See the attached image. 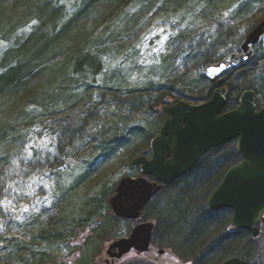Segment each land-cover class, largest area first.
I'll return each mask as SVG.
<instances>
[{
    "label": "rangeland",
    "instance_id": "1",
    "mask_svg": "<svg viewBox=\"0 0 264 264\" xmlns=\"http://www.w3.org/2000/svg\"><path fill=\"white\" fill-rule=\"evenodd\" d=\"M81 1L55 0L63 6V15L67 17L79 7ZM245 1L250 2L251 9L239 10L238 7ZM193 3L195 8L191 12H186L185 8L171 10L170 13L159 12L158 7L152 8L153 5L151 11L147 14L141 12L138 15L140 17H133V23L127 26L122 24V20L128 22L130 19L126 12L136 14L141 2H132L119 13L112 12L101 17L96 30L98 38H93L103 63L101 72L71 75L74 85L81 87L73 89L71 86L65 90L63 97L67 100L66 106L63 105L59 110L54 107L49 120H44L46 117L37 109L33 113L36 116L35 123L27 132L25 141L5 164L0 165L1 258H5L6 254L9 261L16 256L13 251H17L25 254L22 257L26 261L31 256L26 254V250H31L44 253L49 264H94L93 260L104 240L115 236L118 230L126 229L127 222L113 228L108 224V218L101 224L94 222V218L107 211L105 207L102 213L93 216L83 226H73L69 235L59 243L45 241L42 237L44 233L52 234L51 228L60 227V220L68 223L80 219L91 206L92 198L113 186L119 178L138 173V169L128 165L136 155L128 154L126 149H114L102 155L95 146L98 130L95 120H98L100 114L101 117L116 114L136 122L139 115L137 112H143L147 107V92L143 91L144 96L141 98L145 103L135 109L132 97L136 95L128 90L142 89L146 84L155 86L167 78L176 80L177 85L184 84L185 80L178 81L177 77H188L192 71L187 68L193 65V62L184 64L185 55L173 60L177 68L175 70H165L161 64L171 40L179 32L187 31V36L194 35V45L198 42L205 45L216 42L220 60L238 53L245 34L264 18V0H222L215 8H207L204 0H194ZM37 24L33 19L11 36L0 37V70L4 52L16 40L28 35ZM251 55L257 59L263 57L260 62H264V35L252 45ZM126 95L129 96L127 101L120 99ZM81 103H87L82 110L97 103V118L90 120L93 117L88 118L84 113L80 118L82 121L79 119L75 123L71 110H79ZM221 155L220 151L209 152L199 163L202 166H198L196 172L165 186L149 203L146 213L151 210L159 218L157 209L165 196L191 184L204 165L211 168L217 166L216 160ZM224 170L215 176V181ZM193 222L196 223L195 220ZM21 246L25 248L20 249ZM8 261L0 264H7ZM122 264L143 262L129 260Z\"/></svg>",
    "mask_w": 264,
    "mask_h": 264
},
{
    "label": "trees",
    "instance_id": "2",
    "mask_svg": "<svg viewBox=\"0 0 264 264\" xmlns=\"http://www.w3.org/2000/svg\"><path fill=\"white\" fill-rule=\"evenodd\" d=\"M221 1L204 0V3L207 8H215ZM132 2L142 4L139 10H136V14L126 12L130 15L127 16L130 19L128 22L122 20L125 26L133 23L131 21L133 17L141 12L147 14L153 5L152 8L158 7L159 12L169 13L171 10L179 11V8H185L186 12H191L195 8L194 0H82L79 7L67 17L63 15V6L57 4L55 0H0L1 38L11 36L33 19L38 22L28 35L16 40L1 57L3 66L0 70V165L5 164L25 141L27 132L35 123L36 116L33 113L37 109L46 117L44 120H49L54 107L55 110H59L63 108V105L66 106L67 100L63 97L65 90L71 86L73 89L81 87V85H74L73 75L101 72L103 63L97 43L93 40L96 37L100 19L108 13H119ZM238 9L250 10L251 4L245 1ZM187 33V31H181L171 40L161 64L165 70H175L177 68L173 60L185 55L184 64L193 62V65L187 68L191 69L192 74L188 77L176 76L178 81L184 79V84L177 85L176 80L167 78L164 82L157 83L158 87L146 84L142 89L128 90L127 92L136 95L135 98L132 97L136 104L135 109H139L145 103L141 98L144 96L143 91L147 92V107L143 112H137L139 115L136 122L127 117L123 119L116 114L106 117L98 114L100 117L95 120L98 123L95 146L100 149L102 155L114 149H126L128 154L136 156L148 155L150 139L158 133L164 117L161 106L176 99L199 103L212 96L218 85L215 81H210L202 69L219 60L218 44L215 42L205 45L198 42L194 45L195 36H187ZM261 59L263 57L257 59L253 56L246 61H240L237 66L225 73L223 82L227 88L225 109L233 108L245 89L254 90L257 108L264 106V62H260ZM236 70L238 71L234 74ZM154 87L156 88L153 89ZM57 90L60 91L57 92ZM120 99L127 101L129 96H121ZM95 104L82 110L87 103H81L79 110L72 109L71 112L74 114L72 118L75 117V123L84 113L88 118L93 117L90 120L97 118L98 109ZM213 151L222 153L221 158L216 160L218 165L212 168L204 165L199 173L195 174L191 184L173 190L172 194L165 196L157 209L159 217L157 235L169 242L180 244L187 252L197 258H203L206 262L225 251L241 248L239 243L234 242L235 240L215 236L219 220L215 219V216H212L203 206L205 194L208 195L218 181L214 180L218 172L239 159L235 141L209 152ZM204 157L187 175L197 171L198 166H202L199 163ZM128 165L130 166V163ZM116 184L93 197L91 206L84 211L80 219L68 223L60 220V227L51 228L52 234L44 233V236L40 234L43 240L59 243L69 235L73 226L79 224L83 226L93 216L102 213L103 209L107 208L108 198L114 193ZM24 248L20 247V249ZM13 252L16 256L11 257L9 261L6 254L5 258L0 256V263L6 260L7 264H37L47 262L48 259L47 256H43L44 253L26 250V254L31 256L29 260L24 261L22 256L25 254Z\"/></svg>",
    "mask_w": 264,
    "mask_h": 264
},
{
    "label": "water",
    "instance_id": "3",
    "mask_svg": "<svg viewBox=\"0 0 264 264\" xmlns=\"http://www.w3.org/2000/svg\"><path fill=\"white\" fill-rule=\"evenodd\" d=\"M262 35L264 18L245 34L238 53L206 65L204 75L218 85L223 84L224 74L239 60L252 58V45ZM226 90L224 85L217 87L208 100L200 103L177 99L161 107L165 116L158 133L150 139L149 156L140 154L130 161V167L138 168L139 174L119 178L115 192L108 198L111 213L134 219L129 236L110 240L107 252L111 260L108 264H115L113 258H120L131 248L138 252L148 248L154 221L141 222V210L162 186L174 183L191 171L206 152L231 140H236L240 160L224 172L208 196L207 205L211 209H232L231 223L250 229L256 235L254 225L264 210V106L257 108L254 90L245 89L237 104L225 109ZM94 221L99 222L100 218ZM221 264L248 263L230 257Z\"/></svg>",
    "mask_w": 264,
    "mask_h": 264
},
{
    "label": "flooded vegetation",
    "instance_id": "4",
    "mask_svg": "<svg viewBox=\"0 0 264 264\" xmlns=\"http://www.w3.org/2000/svg\"><path fill=\"white\" fill-rule=\"evenodd\" d=\"M172 103V101H169L167 105H170ZM167 155H169V151H167ZM238 161L239 159L234 160L227 168L225 167L226 169H222H225V172L231 165L237 163ZM223 174L221 173V176L218 179L216 185L207 195L206 199L203 202V206L212 216H215V219L219 220L218 226L216 227L217 232H215V236H220L222 239L226 240H235L234 242L240 244V249L225 251L223 254L217 255L206 262L203 258H197L192 253L187 252V250L183 249L180 244H177L175 242L163 241V238L160 235H157L159 231L158 218L151 210H147L148 212L146 213V209L149 207V203L161 191H163V188H165V186H162L161 189L157 191L152 197L151 201H149V203H147V205H145V207L140 212L141 222L148 220L154 221V228L152 230V235L148 248L141 252H138L135 248H131L120 258H113L115 264H122L123 262L129 260H139L142 261L143 264H221L224 260L230 257L239 258L247 262L248 264H264V210L262 211V214L257 223L254 225L256 227V235H254L250 229L236 227L231 223V219L233 216L232 209L228 207L211 209L207 205L208 196L219 184ZM99 218L100 221L96 222L98 224H101L107 218L110 219L108 221V224L112 228L115 225H120L122 222L128 223L126 229L118 230L119 232L115 236L109 238L108 240H104L99 253L95 256L93 260L94 264H108V262L111 260V257L107 252L110 240L114 238L129 236L133 228L134 219L115 216L113 213H111L109 205H107V211L103 212V215ZM114 250L115 249H113L112 251Z\"/></svg>",
    "mask_w": 264,
    "mask_h": 264
},
{
    "label": "snow or ice",
    "instance_id": "5",
    "mask_svg": "<svg viewBox=\"0 0 264 264\" xmlns=\"http://www.w3.org/2000/svg\"><path fill=\"white\" fill-rule=\"evenodd\" d=\"M218 69H213L212 71H217Z\"/></svg>",
    "mask_w": 264,
    "mask_h": 264
}]
</instances>
